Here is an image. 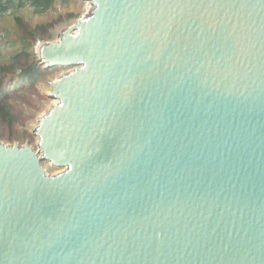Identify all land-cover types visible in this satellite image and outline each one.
Masks as SVG:
<instances>
[{
  "label": "water",
  "instance_id": "1",
  "mask_svg": "<svg viewBox=\"0 0 264 264\" xmlns=\"http://www.w3.org/2000/svg\"><path fill=\"white\" fill-rule=\"evenodd\" d=\"M85 1L0 140V264H264V0Z\"/></svg>",
  "mask_w": 264,
  "mask_h": 264
},
{
  "label": "trees",
  "instance_id": "2",
  "mask_svg": "<svg viewBox=\"0 0 264 264\" xmlns=\"http://www.w3.org/2000/svg\"><path fill=\"white\" fill-rule=\"evenodd\" d=\"M70 5L76 10L60 13L55 19L45 23L30 24L20 14L23 9H31L34 14L48 12L56 0H0V16L9 13L15 29V38H0V140L5 142H33V135L21 128L28 118L25 108H30L34 100L31 93L38 94L36 85L53 72L46 69L34 52L37 41L51 38V29L70 19L78 18L76 0ZM11 10V12H10ZM9 11V12H8ZM5 17V16H4ZM0 25V32H7Z\"/></svg>",
  "mask_w": 264,
  "mask_h": 264
},
{
  "label": "rangeland",
  "instance_id": "3",
  "mask_svg": "<svg viewBox=\"0 0 264 264\" xmlns=\"http://www.w3.org/2000/svg\"><path fill=\"white\" fill-rule=\"evenodd\" d=\"M71 0H56L55 5L44 14H34L31 12V9H23L21 10V16L28 21L30 24H38L45 23L49 20L55 19L60 13H64L70 10H76L73 6L70 5ZM79 12L78 18L84 14H87L91 9L90 4L85 0H76V5ZM9 12V11H8ZM11 12V10H10ZM5 16V17H4ZM0 16V25L4 28H7V32L5 34L4 31L0 32V38H4L1 40H8L15 38V29L12 22V16L8 14ZM76 18L70 19L62 24H58L54 26L51 31V38L48 40H40V41H51L55 40L59 35V32L74 23ZM38 42V41H37ZM36 42V43H37ZM36 45V44H35ZM53 72L45 77V79L41 80L37 85L36 89L38 90V94L31 93V98L34 100L33 105L30 108H25V114L28 115V118L21 128L26 129L29 133L32 134V129L37 121V118L42 115L50 106V104L54 101V99L49 98L47 94L50 91L49 81L54 80L60 74L67 72L71 69V67H54ZM33 135V134H32ZM36 137L33 135V142L30 143L33 147H35ZM43 167L47 173L53 174L60 170L58 167L50 166L48 163L44 162Z\"/></svg>",
  "mask_w": 264,
  "mask_h": 264
},
{
  "label": "bare ground",
  "instance_id": "4",
  "mask_svg": "<svg viewBox=\"0 0 264 264\" xmlns=\"http://www.w3.org/2000/svg\"><path fill=\"white\" fill-rule=\"evenodd\" d=\"M53 102H56V100L54 99V101Z\"/></svg>",
  "mask_w": 264,
  "mask_h": 264
}]
</instances>
